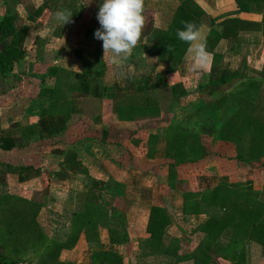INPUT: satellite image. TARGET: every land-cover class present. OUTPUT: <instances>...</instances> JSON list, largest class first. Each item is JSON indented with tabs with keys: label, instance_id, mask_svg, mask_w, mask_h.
<instances>
[{
	"label": "crops",
	"instance_id": "1",
	"mask_svg": "<svg viewBox=\"0 0 264 264\" xmlns=\"http://www.w3.org/2000/svg\"><path fill=\"white\" fill-rule=\"evenodd\" d=\"M193 1L215 30L226 20L247 23L232 43L235 55L220 39L202 71L192 70L188 51L170 69L145 53L154 12L144 10L140 45L116 66L94 37L103 0H0V17L7 13L15 28L13 46L23 51L0 76V257L199 264L193 253L206 245V264H264V247L252 240L226 253L246 232L241 217L226 224L229 211L216 206L182 212L185 196L207 200L217 186L264 190V0ZM64 10L73 15L62 25L56 13ZM150 69L159 77L153 85ZM190 72L201 75L191 89L184 86ZM151 89L170 90L155 119L127 122L112 113L118 100ZM174 135L181 138L175 162ZM189 154L192 162L180 157ZM207 224L218 235L206 242Z\"/></svg>",
	"mask_w": 264,
	"mask_h": 264
},
{
	"label": "trees",
	"instance_id": "2",
	"mask_svg": "<svg viewBox=\"0 0 264 264\" xmlns=\"http://www.w3.org/2000/svg\"><path fill=\"white\" fill-rule=\"evenodd\" d=\"M259 1V0H249ZM145 11L154 12L156 16L155 24L146 31V40L144 51L146 54L153 55L157 59V63L163 65L166 69L175 67L177 63L183 59L188 45L180 41L177 37V30L183 29L182 21L194 22L197 26H207L209 31L206 38V49L211 54V60H215L217 56L212 51L220 39L227 41V50L231 55H235L232 43L235 41L239 31L246 29L243 21L226 20L220 23V30L213 28L212 19L202 11L193 0H149L146 3ZM257 28L256 25H250ZM249 28V27H248ZM15 28L12 20L7 13L0 17V43L3 44L0 51V76L7 77L12 70L13 64L21 58L23 51L17 50L13 46L12 35ZM168 45H171L173 51H168ZM100 63V62H99ZM153 71V69L151 70ZM103 73V64L97 76ZM169 89L155 90L135 93L118 100L111 108L112 113L121 121H139L143 119H155L159 116V109L162 102L169 101ZM172 103L173 97H172ZM256 199L260 201L254 202ZM257 200V201H258ZM216 206L220 209L229 211V218L226 224L241 217L240 223L246 224V232L240 230L241 236L235 237L230 242V247L226 253L232 250H238V242L243 239L255 241L264 247V190L259 194L250 192H239L235 187L217 186L212 190L207 200H190V195L185 196L182 204L183 214H204L208 207ZM225 213V212H224ZM224 215V214H223ZM227 215V216H228ZM223 216L219 224H223ZM217 225V222L213 223ZM204 228L206 242L213 240L217 233H213L217 227ZM221 227V226H220ZM245 232V233H244ZM208 246H200L193 253H197L195 260L199 264H206V250ZM235 252H233L234 256ZM0 264H13L11 260L0 257Z\"/></svg>",
	"mask_w": 264,
	"mask_h": 264
},
{
	"label": "clouds",
	"instance_id": "3",
	"mask_svg": "<svg viewBox=\"0 0 264 264\" xmlns=\"http://www.w3.org/2000/svg\"><path fill=\"white\" fill-rule=\"evenodd\" d=\"M145 0H103L99 6L96 19L100 25L94 37L102 41L104 55L111 53L110 63L122 66L130 59L135 48L140 45L146 24L143 15ZM72 13L64 10L56 13L62 23H70ZM183 29L177 30V37L189 47L193 71H202L211 62V54L206 49V38L203 26L191 21H182ZM168 51L173 48L168 45Z\"/></svg>",
	"mask_w": 264,
	"mask_h": 264
},
{
	"label": "rangeland",
	"instance_id": "4",
	"mask_svg": "<svg viewBox=\"0 0 264 264\" xmlns=\"http://www.w3.org/2000/svg\"><path fill=\"white\" fill-rule=\"evenodd\" d=\"M149 29V28H148ZM147 29V30H148ZM182 61V60H181ZM179 63H181V62H179ZM179 63H177V65H179ZM176 65V66H177ZM188 66V65H187ZM189 67V66H188ZM163 68V67H162ZM190 69V68H189ZM190 71V70H189ZM153 73V71H151V69H150V71H149V74L146 76V80H148L147 81V83H151L152 85H153V83H155V81H157L158 79H159V77H155L154 76V74H152ZM170 77V76H169ZM169 77H168V80H167V82H169V84H173L176 80L174 79V77L173 78H171V79H169ZM199 81H201V75H199V76H196V75H194V73L192 74L191 72H190V74H189V78H187V80L185 81V87L186 86H189V88L191 89L192 88V86H196L197 85V83L199 82ZM188 91H190V90H188ZM188 98V100H191L190 98H191V95H189V96H187ZM175 99L177 100V99H179L177 96H175ZM181 142V138H178V137H176L175 135L171 138V140H170V150L169 151H171V149L173 150V153L172 154H170L169 156L172 158L171 160L173 161V162H175V161H177V160H175L177 157H178V154L177 153H174V150H178L179 148H178V144ZM158 148H161V145H159L158 146ZM181 157V159H183V158H185V161H187V162H192L195 158H196V155H192V154H189L188 156H186V155H182V156H180ZM175 160V161H174ZM258 204H260V202L258 203Z\"/></svg>",
	"mask_w": 264,
	"mask_h": 264
}]
</instances>
